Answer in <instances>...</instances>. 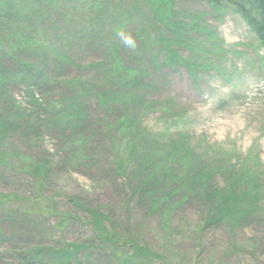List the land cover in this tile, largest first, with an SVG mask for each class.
<instances>
[{"label": "rangeland", "instance_id": "obj_1", "mask_svg": "<svg viewBox=\"0 0 264 264\" xmlns=\"http://www.w3.org/2000/svg\"><path fill=\"white\" fill-rule=\"evenodd\" d=\"M50 1V6L43 4V8L24 19L21 9L31 10L28 7L31 2L16 0L19 9L16 27L10 29L9 26L7 32L6 26L0 29L2 66L9 68L17 59L36 64L42 54L51 59L61 49L71 53L79 63L74 70L69 68L59 72L65 77L83 73L92 63L98 64V82L85 80L96 87L95 91L101 85L106 88L102 79L107 75L103 71L109 73L107 77L112 82L133 77L134 68L140 66L118 36L114 38L116 44H112L111 53L116 54L119 61L110 58V65L105 66V52L108 50L98 44L102 35L96 24L97 12L104 13L100 19L104 26L111 25L115 16L113 25L117 23L116 28L120 25L119 20L126 21V27L129 26L125 32L130 33L137 43L134 51L142 49L141 45L148 48L150 26L163 33L180 58L188 52L176 49L172 39L189 47L207 26L215 27L224 44H209L201 56L193 48L191 56L185 57L190 66L193 63V75L189 74V66L185 63L170 66L174 61L164 62L159 58L153 68L137 72V75L145 74L144 81L149 84L147 93L143 92L146 100H142V105L127 104L123 108L116 105L110 108L112 113L109 114L105 108L98 110L108 114L109 120L134 115L135 130L131 135L138 137L142 133L141 147L136 148L145 159L156 158L145 150L151 144L149 141H158L167 154L169 144L164 140L175 138L178 146L191 150V156L187 157L188 167L190 169L193 165V179L196 176L204 185L199 186L197 197L183 196L181 191L173 192L170 188L168 193L171 195L167 196L165 203L151 212L150 208L135 205V200L126 206L133 188L129 181L125 185L121 183L125 178L135 179L131 169L141 160L133 159L132 154V160H129V147L125 149L124 145L128 139L124 141L118 135L111 143L108 136L105 138L100 134L104 124L101 122L99 128L94 127L98 132H93L84 155L55 158L53 152L62 148L57 138L48 137L41 128L39 145L31 148L26 140L28 136L20 138L22 130L14 132L18 127L12 121L8 131L0 132V222L15 236V241L5 240L0 244V263L2 259L8 264L18 263L9 256L14 246L23 250L50 249L56 244L53 239L61 241L63 246V240L85 245L88 242L84 238L91 237L87 223L91 220L114 230L119 234L117 239L134 241L142 246L148 251L145 260L150 264H264V208L257 211L259 216L248 217L237 225L226 223V218L219 219L220 212L216 210H223L227 203L225 194L221 199H217L216 194L221 195L226 188H231L230 184L239 176L243 165L261 164L259 169L264 170V51L256 47L252 33L229 8L215 11L208 0ZM93 2L96 6H92ZM188 15L193 21V32L187 29L184 34L182 25ZM89 27L90 32L86 33L84 30ZM196 27L200 32L195 31ZM15 29L24 30L21 35L30 42L22 43L14 38L19 35ZM140 31L142 33L138 35ZM182 36L186 41H182ZM92 42L97 50L90 48L94 47ZM29 45L32 49L25 47ZM61 64L57 68L61 69ZM46 69L48 72L44 77L52 78L54 66L48 64ZM5 73L9 75V72ZM23 83L9 85V92L26 104L27 88ZM52 90L53 98H59V93H77L80 89L71 87L68 91L59 85ZM38 95L44 97L46 93L42 91ZM109 124L114 126L111 122ZM31 133L34 136L36 131ZM44 158L51 168L46 178L33 176L22 168L25 165L28 168L32 159L43 163ZM204 163L208 165L205 170ZM220 165L231 167L233 171H219ZM119 166H122L119 174H107ZM203 170L205 174H202ZM108 175L114 176L112 180ZM191 178L183 175L184 188ZM238 189L249 192L243 187L233 189L235 194ZM261 205L264 207V196ZM44 208L56 212L44 215L40 212ZM207 219L211 222L208 223ZM63 222L65 229L56 228V223ZM91 263L107 264V260L94 255L87 264Z\"/></svg>", "mask_w": 264, "mask_h": 264}, {"label": "trees", "instance_id": "obj_2", "mask_svg": "<svg viewBox=\"0 0 264 264\" xmlns=\"http://www.w3.org/2000/svg\"><path fill=\"white\" fill-rule=\"evenodd\" d=\"M53 1L56 2L57 0ZM209 1L216 8H219L221 3H226V5L230 6L234 12L238 13L243 20L251 26L257 34L259 44L264 46V0ZM30 2L28 7L31 10L25 7L21 9L24 19L33 15L32 13L39 8H43V4L47 6L51 5L50 0H30ZM92 6H96V3L93 2ZM3 7L5 9H3ZM0 8V29L6 26L5 31L7 32L9 28L16 27L17 22H15V20H17L19 9L16 5V0H0ZM190 15H188L189 18ZM95 16H99V18L95 17V19H98L96 24L99 25L98 28H100V33L102 35L98 44L105 50H108L105 52L107 56V63L105 66H109L110 58L111 60H118L117 55L113 52L111 53V47L112 44H116V38L114 39L115 35H113L112 29L101 23L102 20L100 19L103 18L104 13L97 12ZM189 24V22H183L182 31L184 34ZM90 28L91 27L86 28L84 31L86 33L90 32ZM17 31L19 35L14 38L19 39L22 43H26V40L27 43L30 42L21 35L24 30L17 29L16 32ZM80 37L83 38L82 36ZM182 40L185 41L186 38L182 36ZM79 44L81 45L82 43ZM92 44L94 47L90 48L97 50L98 48L95 42H92ZM38 46L40 47L41 44ZM199 46L201 47L202 44L200 43ZM25 47L32 49L30 45ZM38 58L40 61L36 64L21 62V60L19 61L17 59L16 63L9 68L3 67L0 61V132L8 131V127L13 121L15 127H18L14 129V132L18 133L22 130L21 133H19L21 136L20 138L28 136L26 140L28 144H31L30 146L32 148L33 146L36 147L39 145L37 142L40 140L39 135L42 132V128L48 137H55L60 141L62 148L53 152L55 158H59V155H67L74 158L85 154V147L90 141L89 139L93 132H98V129H94V127L98 126L99 128L98 124L103 122L104 124L100 128V134L102 136L105 138L108 136L111 143L118 135H120L124 141L128 139L124 145L125 149L129 147V160H132L131 154L133 159H141L140 162L135 163L134 167L131 169L133 175L135 174L133 177H135L137 181L132 178H125L121 183L125 185L124 183L127 184L129 181V184L133 188V195L131 194L128 198L129 203L126 206L133 204V200H135V205L140 204L143 205L144 208H150V212L159 209V207L165 203L167 196L171 195L168 193L170 188L173 189V192L181 191L183 196L189 195L191 197H197L199 186L204 185V182L198 181L196 176L194 179L192 177L193 165L189 169V162L187 161V157L191 156L190 149L178 146L175 138L169 140L166 138L164 141H166L169 146L167 154H165L163 151L165 147H163L162 144H158V141L157 143L149 141L151 144L146 146L145 150L147 153L151 154V157L156 158L145 159L142 153L136 148L137 146L141 147L142 133L139 134L138 137L131 135L135 130L132 123L134 115L112 117V120L106 117L109 113H112L110 108L113 106L121 105L123 108V106L127 104L142 105L143 101L146 100L144 99L143 92L147 93L149 84L144 81L145 74L137 75L138 67L134 68L133 77H124L122 80L118 78V80H113L112 82H110L107 77L109 73L103 71V73L107 75L102 79L106 82L104 85L106 88H103V85H101L99 89L95 91L96 87L86 83L85 80L94 79L95 82H98V64L92 63L86 67L83 73L79 72L76 76L65 77L59 72L62 70L66 71L69 68L74 70L76 64H79L74 60L71 53L60 49L55 52L54 58L50 59L46 54H42V56ZM78 60L77 58V61ZM61 62L62 68L59 69L57 67ZM48 64L54 66L52 78L44 77V74L48 72L46 69ZM127 70L130 72L129 68ZM5 71L9 72V75L5 73ZM191 72L193 73V70H191ZM23 81V85L27 88L26 99L28 103L26 104L16 100L9 92V85H16V83H21ZM59 85L66 87L68 91L71 90V87L80 90H78L77 93H59V98H53L54 94H52V89ZM42 91L45 92L46 95L44 97H39L38 93ZM137 101L142 102L137 103ZM147 103L156 105V103L151 101ZM103 108L107 110V115H104L105 112H98V110ZM109 122L114 124V126H111ZM87 129L89 130L87 131ZM32 130L36 131L34 136L31 133ZM115 132L117 134H115ZM65 147L66 149H64ZM249 154L250 157H252L251 151ZM255 157L256 156H254L253 159ZM28 160H31L30 157H28ZM46 160L47 159L44 158L43 163L40 162V165L39 162H35L32 159L28 164V168L27 165L22 166V168L28 170L33 176L46 178L48 171L51 169L46 164L49 163ZM78 165L84 166V164L81 163H78ZM206 166H208L207 163H204V170ZM260 166L261 164L256 166L252 165V167L243 165L240 169L239 176L235 177L233 183L230 184L231 188H226L221 195L216 194L217 199H221L224 194L227 198L224 209L221 211L216 209L220 212L218 213L219 219L226 218L224 220L226 223L237 225L248 217L252 218L259 216L257 211L264 208L261 205L262 197L264 196V183H262V179H264V170L259 169ZM67 167L70 169V166ZM120 167L122 166L107 172V174H119ZM218 169L226 173H231L233 171L231 167L223 165L218 166ZM204 170L202 174H205ZM183 175L189 176L190 178L192 177L187 188H184L182 184ZM108 176L111 180L112 177H114ZM175 185H177V189H175ZM243 187L248 188L249 192L243 193V191L238 189V193H234V190L236 191L237 188ZM183 199L184 198H182L181 201ZM181 201L176 204H180ZM106 208L109 210L108 206H106ZM40 212L44 213V215L47 213L53 215L56 211L44 208ZM207 221L208 223L211 222L210 219H207ZM87 223L90 226L91 237L84 238V241L88 242L85 245L80 242L72 243L63 240V246L60 245L61 241L53 239L56 244H52L50 249L37 248L34 250L31 248L23 250L18 246H14V250L9 251V256H11L12 260L18 261L17 264H87L94 259V255L97 258L107 260V264H142V262H145L144 264H150L149 260H145L147 259L146 253L148 254V251L142 246L136 244L134 241H121L117 239L116 237L119 234L109 229V227H102L100 224L91 220H88ZM56 228L65 229L64 222L59 224L56 223ZM0 232V244H3L5 240L6 242L15 241V236L11 235L1 222ZM0 264L8 263L5 261L3 262L2 259Z\"/></svg>", "mask_w": 264, "mask_h": 264}, {"label": "clouds", "instance_id": "obj_3", "mask_svg": "<svg viewBox=\"0 0 264 264\" xmlns=\"http://www.w3.org/2000/svg\"><path fill=\"white\" fill-rule=\"evenodd\" d=\"M117 35L121 41V43L128 49L135 50L137 47V43L135 38L130 34L123 30L117 32Z\"/></svg>", "mask_w": 264, "mask_h": 264}]
</instances>
